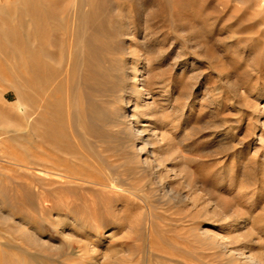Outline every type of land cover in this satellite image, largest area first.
Listing matches in <instances>:
<instances>
[{
  "label": "rangeland",
  "instance_id": "obj_1",
  "mask_svg": "<svg viewBox=\"0 0 264 264\" xmlns=\"http://www.w3.org/2000/svg\"><path fill=\"white\" fill-rule=\"evenodd\" d=\"M122 1L121 82L70 95L68 142L29 138L0 80V264H264V0Z\"/></svg>",
  "mask_w": 264,
  "mask_h": 264
},
{
  "label": "bare ground",
  "instance_id": "obj_2",
  "mask_svg": "<svg viewBox=\"0 0 264 264\" xmlns=\"http://www.w3.org/2000/svg\"><path fill=\"white\" fill-rule=\"evenodd\" d=\"M106 2L107 0H19L18 7L0 14V60L8 64V70L0 65V80H7L8 86L4 89L10 88L13 91V106L19 110L18 116L26 120L28 137L35 138L41 145L57 144L67 141L69 135L78 134L72 124L73 120L71 121L73 114L70 110V95L73 98L74 94H79L80 98H93L94 93H97L104 97L115 91L116 86H112V82L116 80L119 83L121 80L122 75L120 77L117 72L121 69L118 66L121 61L113 55L118 49L110 48L109 41L103 42L99 38L101 34L112 38L113 27H119L108 9L109 2ZM25 3L26 6H20ZM120 4L122 7L123 1ZM122 8L120 9L123 10ZM101 13L104 14L100 17ZM53 31L55 33L50 34ZM5 47L8 49H2ZM6 95L3 94L2 98L7 101ZM4 100L1 101L0 98L2 113L6 112ZM83 111L79 110L80 114ZM79 112L77 111L78 115ZM7 115L11 116L9 112ZM10 125L0 117V128ZM11 126L17 129L16 123ZM61 126L67 128L68 132H62ZM72 142L74 143L73 139ZM67 146L72 151L76 147L72 143ZM102 147L106 148L104 151L107 150L106 146ZM45 156L39 157L42 166L39 171L44 174L60 173L55 162L46 161L51 156ZM35 157L38 158L33 154V158ZM92 160L95 165L96 157ZM53 167H56V172L52 171ZM101 179L93 178L92 182L101 185Z\"/></svg>",
  "mask_w": 264,
  "mask_h": 264
}]
</instances>
